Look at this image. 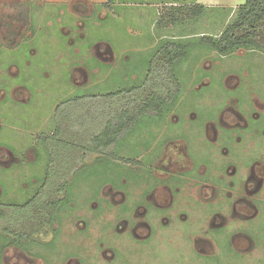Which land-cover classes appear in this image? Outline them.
I'll return each mask as SVG.
<instances>
[{"label":"rangeland","instance_id":"374dc122","mask_svg":"<svg viewBox=\"0 0 264 264\" xmlns=\"http://www.w3.org/2000/svg\"><path fill=\"white\" fill-rule=\"evenodd\" d=\"M89 1L94 4L101 2V0ZM142 1L145 2V0ZM244 2L245 0H225L224 2L221 0L222 6L209 7L205 10L204 17L193 23L187 22V24H181L178 27L173 26L172 29H168V34L164 31L160 34L159 29L164 27L162 24V27L157 26L155 22L154 26L151 24L152 29H150L151 21L142 18L141 13L144 17H155L156 13L152 9L132 7V11L129 10L119 19L111 17L108 28L103 27L102 21L99 24L94 23L85 31L88 46L92 41L97 42L98 40L108 43L114 55V63L103 65L94 59L75 63L73 66L85 69L89 77V83L86 86L77 88L78 94L110 93L139 85L145 76L147 63L157 46L156 40L153 42L155 46L151 47L150 44V40L155 38L153 28L157 29L158 34L163 35L164 39L175 37V39L187 40L191 39L193 35L216 36L228 22H232L237 7ZM161 5L154 4L158 16L162 15ZM165 8L164 6L163 9ZM92 31L95 32L94 35H98L99 32L100 36L93 37ZM45 37L48 38V36ZM49 37L52 38V36ZM43 41L42 38H37L38 43ZM46 43H53V41L47 39ZM44 49L47 54L54 55L56 51V48L50 44L44 46ZM64 49L66 50V48ZM17 52L24 55L28 51L19 50ZM62 52L61 48L52 60H45L42 56L20 57L19 59L17 57L18 60H22L23 64L25 62L30 64L28 76L31 77V88H29L31 100L29 105L22 104L24 106L22 110L16 109L17 106H20L19 103H12L8 106L12 124L24 127L25 130L14 126H2L0 128V147L10 148V145H14L10 144V140L14 143L18 141L23 147L27 144V138L30 136L27 132L28 129L25 128L26 125L22 122L32 123L35 118L42 117L43 108L51 100V93L60 87L61 72L69 64L66 58L61 57ZM90 54H92L91 51L89 57ZM176 73L181 80L182 89L177 103L173 107H165L162 113L156 117L146 116L139 119L133 129L119 141L112 160L109 159V162L114 165L101 163L94 165L91 162L92 165L79 172L80 178L69 184L71 188L65 201L70 204L74 203L77 207L75 206L73 211L63 209L60 212L61 227L63 230H68L64 236L60 235L62 239L60 247H54V242L50 248L47 246L46 243L52 241V235H49L42 238L43 245L10 247L4 256L0 250V264H67L71 259L77 261V264H204L203 258L194 251L193 241L199 234L198 230L205 223L202 218L209 212L212 214L214 211L218 212L217 203L223 202L226 195H230L228 206H225L226 209L220 214L221 218H217L216 223L221 226L232 222L234 226L239 224L241 231L248 232L245 219L253 218L250 219L254 221L251 222L250 238L256 242L251 245L243 239L238 240L237 245L243 253H246L250 247L254 253L239 255L238 252L232 251L228 252L220 262L213 259L209 263L264 264V247L260 248L258 245V240L262 245L264 244V216L260 217L263 213L261 203H264V171L258 165L252 166V163L245 166L244 158L248 157L251 152H255L252 155L254 164H264V135L261 130L264 128V54L259 51L239 50L230 56L223 57L204 49L189 51L185 63L179 65ZM166 111L169 112L166 113ZM161 118H165V120L155 130L153 125L156 120L159 121ZM219 118L221 122L217 123ZM250 120H255L259 124L253 139L259 147H254L255 144L252 143L250 148L249 144L245 142V137L241 136L238 137L239 143L234 142L230 150V146L227 144L217 143L218 146H223L220 148L210 140L214 138V132H220V128L238 130L240 126L247 124ZM209 124L211 125L208 126V133L206 126ZM30 126L32 124L28 127ZM168 126L174 129L172 133L166 129ZM212 126L214 127L212 128ZM166 132L169 142L165 143L166 139L163 142V139H158V137ZM153 133L156 137L152 138L151 147L149 145L150 149L147 150L146 138L150 134L154 135ZM179 134L186 135L182 137L185 144L178 140ZM217 134L219 133L217 132ZM227 151L230 152L229 156L223 154ZM235 152L238 153L239 161L233 158L236 155ZM155 153L158 155L156 159H154ZM251 154L249 159L252 160ZM123 159L130 160V168L123 163L125 161ZM151 159L153 161L147 165ZM30 160L28 157H19L21 164H14L9 168L6 172L8 178L1 175L4 171L0 169V189L3 194L9 195L2 198L5 203L17 202L18 198V202H25L34 194H31L32 180H42L44 160L41 159V162L38 160L30 162ZM104 160L105 163L108 162V159L104 158ZM225 162L234 163L236 174H233V178L234 167H224ZM194 163L198 164V167L193 170L194 175L189 174L188 178L183 180V174L190 170ZM145 165L150 166V170L152 169L159 176L160 182V186H157L158 188L153 193L149 191L151 193L149 196L155 197L161 204L176 199L177 204L176 209L172 212V221L167 217L169 223L162 226V231L153 232L146 245H141L132 251L128 247V249L124 248L123 237L129 236H112L106 233L112 232L114 225L118 223L115 212L121 211V206L124 204L126 206H130V204L124 203L121 198L123 196L117 194L116 189L109 186H104L102 189L99 186L103 183H120L123 176L128 177L129 170L132 177H128L127 181L130 185L140 183L141 178L138 174L144 171ZM202 173L204 176L209 175L210 180H216L214 185H209L210 183L206 182L207 187L201 188L200 183L196 180L200 178H197L196 174L201 175ZM176 177H180L179 181L182 183ZM2 179H5L7 185L1 183ZM232 180L235 181L234 184ZM149 184L153 185L152 182ZM142 186L141 183L130 193L129 197L132 199V195L134 197L140 193V190L143 191L144 187ZM91 193L99 195V206L88 201L91 198ZM22 194L24 196H21ZM191 195L204 201L205 204L207 203L209 211L207 209L208 212L205 213L204 206L199 208L197 202L184 198H191ZM257 217L259 218L256 220ZM78 220H83V222H79L81 223L79 227L73 224L69 225L72 221L74 224L78 223ZM114 220L115 222H113ZM123 228L127 231L129 229L128 226ZM74 231H85L79 236L76 243L77 252L79 246L83 252L78 256L75 255L74 258H69V249L61 248V245L73 241V236L69 232ZM105 234H107L106 250L110 253L103 254V252L101 255L97 249V242L101 240V237L104 238ZM257 238L258 240H256ZM117 244L118 248L115 247ZM0 246L4 248L7 245L0 240Z\"/></svg>","mask_w":264,"mask_h":264},{"label":"trees","instance_id":"16d2710c","mask_svg":"<svg viewBox=\"0 0 264 264\" xmlns=\"http://www.w3.org/2000/svg\"><path fill=\"white\" fill-rule=\"evenodd\" d=\"M145 1L151 5L162 4L157 26L178 27L196 22L209 8L198 5L197 0ZM113 2L107 0L106 4ZM200 49L223 57L239 50L264 54V0H245L237 7L232 22L216 36L160 39L139 85L80 96L59 104L53 116V132L41 140L48 161L40 186L24 203L0 202V240L7 246L38 242V236L55 219L66 185L77 181L79 172L87 166L112 164L109 159L114 157L119 141L139 119L156 117L165 107L177 103L182 94L177 69L185 63L189 51ZM104 158L108 159L107 163ZM0 250L3 252V246Z\"/></svg>","mask_w":264,"mask_h":264},{"label":"flooded vegetation","instance_id":"af4514ba","mask_svg":"<svg viewBox=\"0 0 264 264\" xmlns=\"http://www.w3.org/2000/svg\"><path fill=\"white\" fill-rule=\"evenodd\" d=\"M28 3H29L28 0H0V47L3 46V47H7V48H14V47L19 46L24 41H26L30 38L31 34L26 30V26L29 22V11H28L29 10V4ZM74 4L76 5L77 3L75 2ZM85 8H86L85 11H81L78 13V16L74 20L71 28L68 29L64 33V41H63V45H62V51L63 52L61 53V57L63 56L64 59L65 58L67 59L66 61L69 64H67L66 69L69 72H73L75 70L82 69L81 67L73 66L75 63H82L88 59H94L95 60L94 48L92 45L88 46V40L86 39L85 31L87 30V28L89 26L93 25L94 23L99 24L101 22V16H100L99 12L97 13V11L95 10L96 8H94L93 4L89 5L86 3ZM64 48H66V50ZM90 51L92 52V54H90V57H89ZM164 120H165V118H161L159 121L156 120L155 125H153V126H155V130L160 125V123L163 122ZM218 122H221L220 118H219V120L217 119V123ZM211 124L206 126V131L208 133H209L208 126H210ZM219 124L221 125V123H219ZM255 124H257V125H255ZM213 127L214 126H212V128ZM258 127H259V124L257 121L250 120V122H248L247 124L240 126V129H238V130H228L227 128H225V129H227V130H225L223 128H220L219 129L220 132L219 131H216V133L214 132L213 133L214 138H212L210 140L212 142L214 141L217 146H218L217 143H221L222 145L227 144V146H230V148H229V150H230V149H232V144L234 142L239 143L238 137L241 136V137H245V142H247L249 144L250 148L252 146V143L255 144L254 147H259L257 145V143L254 142V140H253L255 132L258 131ZM166 129H169L170 133H172V131H174V129L170 128V126H168ZM263 129L264 128H262L261 130H262V134L264 135ZM52 132H53V130H52ZM52 132H51V134H52ZM212 132L213 131L211 130V133ZM217 132L219 134H217ZM51 134L45 135L44 137L36 138L41 142V144L38 143L39 141H37V144L33 143L32 147L23 148L22 150L13 149V147H11V145H10V148L0 147V169L4 171V172H2L1 175L5 178H8V175H6V172L9 170V168H11V166H13L14 164H17V165L21 164V161H19V157H24V158L28 157L30 160L31 159L30 157L36 156L37 153H39V158L44 160V173H45V168H46L47 161H48V155H47V152H46L41 140L49 137ZM166 135H167V132L165 134H160L158 139L159 138L163 139V142L166 139L165 143L169 142V140L166 138L167 137ZM185 136L186 135H184V134L183 135L179 134L178 140H180L181 142H183L185 144V142L182 140V137H185ZM155 137H156L155 134L154 135L150 134L149 137L146 138V141H147L146 146L147 147L149 145L151 147L152 138H155ZM208 146L211 147L209 144H208ZM150 147H148L147 150H149ZM218 147L223 148V146H218ZM186 148H188V147H186ZM241 150H242V148H241ZM228 151L223 152V154L226 156H229L230 152H228ZM154 152H155V150L153 151V153ZM159 153H161V152H159ZM235 153H236V155L233 158L237 159L239 161L238 153L237 152H235ZM251 153H250L251 157H253L252 155L255 152H251ZM155 155H156V157L154 159L158 158V155L156 153H155ZM249 155H248V157H244L245 158V166L252 163V166L258 165L264 171V164H258V163L254 164V161H253L254 157L251 160V159H249ZM95 156L96 155H94L93 157H95ZM123 160H125V161H123V163H125V165L128 166V168H130V166H129L130 160L129 159H123ZM151 161H153V160L152 159L149 160L147 162V165L149 163H151ZM30 162H32V160H30ZM134 162H135V160H134ZM147 165H145L146 170L144 169V171H141L142 173L138 174V175H140V178H141L140 183L130 185L129 181H127L128 177H132V176H130L131 172L129 170V174L127 175L128 177L123 176L120 183H113V184L112 183H103L99 186L102 189L104 186H109L112 189H116V191H117L116 193L123 196L121 198H122V200H124V203L130 204V206H126L124 204L123 206H121V211L115 212L117 214V217H118L116 219L118 221V223L114 225L115 227H114L112 232H106V233L108 235H112V236H114V235L121 236V237L129 236L126 238L123 237L124 248L125 249L129 248L132 251L135 248L141 247V245H146L147 241L150 239L151 234L153 232L158 233V232L162 231V226H165L169 223L167 217L170 219V221H172V212H174V210L176 209V204H177L175 202L176 199H175V201H171V202H168L166 204H161L158 202L157 199H155V197L152 198L151 195L149 196V194L153 193V191L156 188H158L157 186H160L159 185L160 182H159V176H157V174L154 171H152V169L150 170V166H147ZM227 166L234 167L235 165L232 162H225L224 167H227ZM197 167H198V164L194 163L193 167L190 169L192 171L190 172V170H187L183 174V180L188 178L189 174L194 175L195 172H193V170H195V168H197ZM4 169H6V170H4ZM234 173L236 174L235 167H234V170L232 172V178H233ZM196 175H197V178H200V179H196V178L195 179L198 180V183H200L201 188L207 187L206 182L207 183L209 182L210 183V184L208 183L209 185H214V183L216 182V180H210L208 178L209 175L204 176L203 173L201 175H198V174H196ZM176 179L179 181L180 177H176ZM195 179H192V180L196 181ZM40 181H41L40 179L37 181L35 179L32 180L33 186H32V190H31V192H32L31 194H33L37 191V189L41 183ZM149 182H152L153 185H150ZM232 182L234 184L235 181L232 180ZM1 183L4 185H7V183H5V179L4 180L2 179ZM141 183L143 184L142 187H144V190L143 191L140 190V193L134 197L132 195V199H131V197H129L130 193L136 187H138ZM163 183H165V182H163ZM180 183H182V181ZM215 186H216V184H215ZM70 188H71V185H69V184H67L66 187L64 188V193H63V195L60 199V202L58 203L57 208H56L57 210H56L55 219H54L53 223L50 224L49 226H46L44 233H42L38 236V242L25 244L26 246H29L31 244L43 245L42 238H46L49 235H52V241L50 243H46L47 246L50 248L54 242L55 243L54 247H57V248L60 247V243L62 240L60 238V235L64 236V233L68 232V230H63V227H61V221L59 220L60 219L59 215L61 214L60 212H62L63 209H66V211L68 209L70 211H73L74 207L75 206L77 207L76 204H74V203L70 204V203L65 201L67 195L70 192ZM98 191H99V189H98ZM149 191H151V193H149ZM0 194H1L0 202L5 203V201H3L2 198L9 196V195L3 194L1 189H0ZM229 196L230 195H226V197L223 198V202L217 203L218 205H217L216 209H218V212L214 211L213 214L211 212H209L208 214H205V216L203 218L199 215L205 221V223L198 230L199 234L195 237V239L193 241V243H194L193 248H194L195 253L198 256L203 258L204 264H210L209 262L212 261L213 259L220 262V260L224 259V256L228 254V252H232V251L238 252L239 255H250V254L254 253V252H252V250H253L252 247H250L246 251V253H243V252H241L242 249L240 250L239 246L237 245V241L243 240V239L247 240V242L250 243L251 245L253 244V242H256L250 238L251 222L252 223L254 222V221H251L250 219H253V218H249V217L246 219L243 218L246 220V223H247L246 229L248 230V232L241 231L240 226H238L239 224H237V226L236 225L234 226V224L232 222L229 224H222L221 226H220V224L216 223L217 218H221L220 214L223 212L224 209H226L225 206L226 205L228 206V202H229L228 197ZM98 197H99L98 194L93 195V193H91V198L88 201L95 203L97 206H99V200L100 199ZM184 198L186 200L191 199L194 202H197L198 203L197 207H199V208H201V206H204L206 208L204 210L205 213H207L209 211V208H207V206L209 207V205H207V203L205 204L204 201L200 200L199 198H197V197L195 198V196H192V195H191V198H186V197H184ZM18 199L16 200L17 202L13 201L12 203H20V204L24 203V202H18ZM153 201H155V202L153 203ZM261 205L263 207V208L261 207L262 208L261 211L263 213L261 214L260 217L264 216V203L263 204L261 203ZM207 209H208V211H207ZM133 211H134V215L132 216ZM114 217H115V215H114ZM258 218L259 217H257L256 220ZM73 222L74 221H72V223H69V225L73 224L74 226L79 227V225L81 224L79 222H83V220H78V223H75V224ZM113 222H115V220ZM65 223H66V221H65ZM124 226L129 227L128 231L123 228ZM82 228H84V227H82ZM69 231H70V229H69ZM84 232L85 231L69 232L73 236L72 237L73 241L71 243L68 241L67 243H64L63 245H61V248H68L69 249V251H70L69 258H74L75 255L78 256L79 254H82L83 251H82L81 246L78 247V252H77V244L76 243H77V240L79 239V236L84 234ZM124 233L126 235H123ZM107 234H105L104 238L101 237V240L97 242V244H98L97 249L99 250V253L101 255L103 252H104L103 254H105L107 252L110 253V251L106 250L107 245L105 243V239L107 238ZM256 240H258V238ZM263 241H264V236H263ZM223 243H225V244H223ZM258 245H260V248L264 247V244L262 245L259 242V240H258ZM8 246L3 248V252H2L3 256L10 247L18 248V247H21L22 245L16 246V245L12 244V245H8ZM117 246H118V244L115 247L118 248ZM260 250H262V249H260ZM87 255H89V254H87ZM92 258H93V256H92ZM64 264H66V263H64ZM67 264H77V261L71 259L70 261L67 262Z\"/></svg>","mask_w":264,"mask_h":264},{"label":"crops","instance_id":"0c3cea01","mask_svg":"<svg viewBox=\"0 0 264 264\" xmlns=\"http://www.w3.org/2000/svg\"><path fill=\"white\" fill-rule=\"evenodd\" d=\"M224 1L225 0H223V2ZM28 2L29 22L26 26V30L31 34L30 38L14 48L0 47V128L2 126H14L16 128L24 129V127L12 124V120H10L11 113L8 110V106L12 103H19L20 106H17L16 109L22 110L24 108L22 104L29 105L31 100V94L29 91V88H31V77L28 76L30 64L28 62L23 64L22 60L18 59L20 57L30 58L32 56H42L45 60H52L53 56L55 57V55L60 52L62 48L64 33L71 28L74 20L78 16V13L86 10V3L94 5V8H96L95 10L97 13L99 12L101 16L103 27L106 28H108L111 17L119 19L120 16H124L127 12H129V10L133 9L132 7L149 10L152 9L153 12L156 13L155 17L152 18L149 16L144 17L143 13H141L142 18H147L151 21L150 29H152L151 24L154 26L158 17L157 9H155L156 6L148 4L146 1L144 2L142 0H114L112 4L108 5L106 4L107 0H101V2H97L95 4L89 0H28ZM75 2L77 3V6L74 4ZM196 3L205 7L222 6L220 4L221 0H197ZM169 26L170 27L164 25V29L160 28V34L163 31L167 33L168 29H172V25ZM153 32L155 33V38L153 37L150 40L151 47L155 46L153 43L155 40L157 45V42L160 39H164L163 35L158 34L157 29L153 28ZM94 33L95 32L92 31L93 37L100 36L99 32L98 35H94ZM45 36H48V38ZM49 36H52V38ZM37 38H42V41L43 39L44 41L42 43H38ZM47 39H51L53 43H46ZM49 44L56 48L54 55L47 54L44 49V46H48ZM91 45L94 48L95 60L99 61V63L103 65H111L114 63V55L108 43L98 40L97 42L92 41ZM19 50L22 52H28L23 55L17 52ZM61 76V82L59 83L60 87L58 89H54L55 92L51 93V100L49 104L43 108V116L38 119L35 118L32 123L26 121L22 122L26 125L25 128L28 129L27 132L30 136V138H27V144L23 147L20 143H18V141H16L18 143L17 144L10 140V144H14L11 145L13 149L22 150L23 148L32 147L33 143L37 144V141H39L36 138L51 134L54 128L53 116L56 107L65 100L76 99L80 96L87 95L82 93L78 94L77 89L79 87L86 86L89 83V77L85 69L68 72L67 69L64 68L61 72ZM32 110L34 111V108H32ZM31 124L32 126L28 127ZM33 133L37 136H34ZM38 143L41 144L40 141ZM30 158L41 162L39 153H37L36 156H31ZM21 196L24 195L22 194Z\"/></svg>","mask_w":264,"mask_h":264}]
</instances>
